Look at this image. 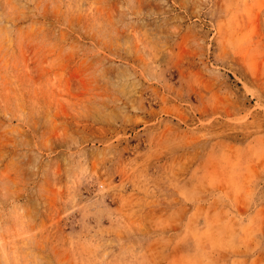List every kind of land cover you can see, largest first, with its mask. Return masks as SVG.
<instances>
[{"label":"rangeland","instance_id":"1","mask_svg":"<svg viewBox=\"0 0 264 264\" xmlns=\"http://www.w3.org/2000/svg\"><path fill=\"white\" fill-rule=\"evenodd\" d=\"M0 264H264V0H0Z\"/></svg>","mask_w":264,"mask_h":264}]
</instances>
